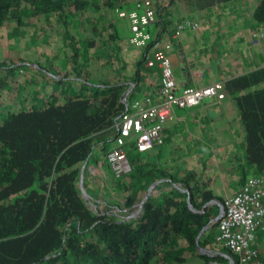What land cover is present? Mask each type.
<instances>
[{
  "label": "trees",
  "instance_id": "obj_1",
  "mask_svg": "<svg viewBox=\"0 0 264 264\" xmlns=\"http://www.w3.org/2000/svg\"><path fill=\"white\" fill-rule=\"evenodd\" d=\"M127 1L0 0V29L38 28L43 42L56 30L66 28L68 32L75 26L80 33L78 48L71 40L72 48L60 49L63 57L55 56L61 66L43 62L34 68L51 76L48 92H43L41 84L35 92L23 94L8 76L0 77V264H189L194 255L201 256L195 238L216 208L194 213L186 192L176 186L189 188L194 209L214 199L209 190L199 188L194 172L186 170L179 177L153 164L160 170L155 173L150 167L155 155H141L129 146L128 157L130 151L135 152L131 172L120 180L111 175L124 190L125 211H131L139 199L143 179L147 186L164 179L166 191L144 204L142 217L124 223L104 213L107 208L100 209L96 200L92 205L96 210L89 207L75 181L79 169L74 166L88 161L95 147L106 152L119 117L138 99L137 94L144 92L145 85L150 91L144 94H155L160 69L156 64L147 66V83L143 75L146 56L156 42L170 34L169 26L175 32L177 23L185 22L183 17H168L169 5L178 11L180 3L199 14L227 6L232 17L237 10L264 23V0H138L131 4L150 2L155 17L147 28L151 39L143 48L129 44L119 30L120 19L114 9H130ZM11 34L18 35L15 30ZM222 86L243 128L240 166H255L252 178L264 185V67L224 81ZM27 100L34 104L26 105ZM216 198L221 202L222 198ZM260 233L264 235V230L256 225L254 237ZM183 248L190 257L184 255ZM258 252L264 264V248L259 247Z\"/></svg>",
  "mask_w": 264,
  "mask_h": 264
},
{
  "label": "crops",
  "instance_id": "obj_2",
  "mask_svg": "<svg viewBox=\"0 0 264 264\" xmlns=\"http://www.w3.org/2000/svg\"><path fill=\"white\" fill-rule=\"evenodd\" d=\"M213 11L218 13H210L209 9L202 10L200 12L203 13L202 15L195 12L196 18L202 24L198 29L194 28L191 32L186 30L178 38L174 37L173 33L165 37L172 42L169 58L173 66L175 80L181 85L205 86L218 81L226 82L264 67V31L262 36L260 33L253 35L252 30L256 28V24L251 22L250 26L245 16L241 15L238 19L241 27L234 32L230 23L235 22V18L230 15L229 10L223 6L222 10L215 9ZM215 33L218 36V41H215ZM213 48L215 49L212 50ZM215 62H219V66ZM147 70H143V75L146 76L145 81L148 83ZM156 74L159 75V73ZM149 91L145 85L144 93ZM227 101L226 98L219 101L211 98L205 99L200 105L190 109H177L175 118L165 125L164 142L148 152L140 153H147L149 156L155 155L156 161L150 165L151 170L156 173L160 171L159 169H164L179 177H182L186 170H190L195 173L196 180L199 181V188L203 191L209 190L213 198L216 196L224 198L234 193L244 181L242 170L233 169L235 167L234 158L238 152L222 160L220 165L216 163V167L212 166L216 160H211L207 154H202L211 146L208 144L211 138L206 133L207 130H210L208 122L219 121L223 117V112L220 110ZM232 119H238L237 123L240 124L239 117L237 118L236 115ZM234 123L235 120L230 122V118L223 123L222 130L226 137L222 142L227 145H239L243 148V138L229 143L228 136L235 130ZM240 127L242 128V126ZM210 150H213V147ZM99 152L95 147L88 161L78 162L74 166L79 169L75 175L79 179L78 188L83 192L82 196L89 207L94 204V200L98 201V204L102 203L105 199L102 196L106 194L104 190L106 183L112 181L108 166L101 160L102 156L99 155ZM153 164L159 169L154 168ZM219 166L223 168L220 169ZM125 180L129 181V178ZM163 183L164 179H158L147 186L143 179L144 188L130 211L134 213L135 219L145 214L144 204L149 199H156L158 192L166 191V186H163ZM111 185L114 186L113 181ZM176 186L182 192H186L188 196L189 188H182L179 183H176ZM108 190L111 193L112 189ZM87 199L93 202H89ZM211 205V202L206 203L198 210L202 212ZM214 232L215 227L210 225L201 229L197 234L195 242L200 254L204 252V248L208 244L211 245L214 242ZM182 244L184 245V242ZM256 245L263 251V233L258 235Z\"/></svg>",
  "mask_w": 264,
  "mask_h": 264
},
{
  "label": "built area",
  "instance_id": "obj_3",
  "mask_svg": "<svg viewBox=\"0 0 264 264\" xmlns=\"http://www.w3.org/2000/svg\"><path fill=\"white\" fill-rule=\"evenodd\" d=\"M114 13L128 26V42L136 48H143L151 39L147 28L154 24V11L150 2L136 4L130 9L116 7ZM174 37L178 38L189 26L197 23L185 20L177 23ZM167 45L156 42L146 56L145 65L156 64L160 69V83L151 96L136 99L130 108L120 116L117 132L113 136L105 153V162L112 177L124 178L131 172V163L127 148L133 146L136 151L146 152L163 142L165 125L175 118L177 109H190L200 105L205 99L223 100L222 82H213L205 86L181 85L175 80L173 66L167 53ZM251 188V189H250ZM264 187L258 178H249L236 195L226 198L224 214L220 222L217 241L239 256L240 264L250 260L261 263L257 252L249 248L253 238L249 230L255 226L254 219L264 220L258 211L263 209ZM264 210V209H263Z\"/></svg>",
  "mask_w": 264,
  "mask_h": 264
},
{
  "label": "rangeland",
  "instance_id": "obj_4",
  "mask_svg": "<svg viewBox=\"0 0 264 264\" xmlns=\"http://www.w3.org/2000/svg\"><path fill=\"white\" fill-rule=\"evenodd\" d=\"M136 1L138 0H128L127 4H131V3L134 4V2ZM151 1L153 2L155 0H151ZM133 4L128 6V8L130 7L133 8L138 3H136L135 5ZM177 6H179L178 11H175L172 5H169L167 7L166 12L168 17H170L171 15H175L179 17L182 16L184 20H190L191 18H194L196 21H199L195 16L196 11L194 9L186 8L180 3H178ZM214 8L217 9L216 7ZM215 9H210L209 10L210 13H218L217 11H213ZM98 13L99 12H96L95 14L96 20L100 18ZM202 14L200 13L199 15ZM241 15H244L245 18L248 19L246 14L244 13L240 14L237 10L233 11V17L235 18V22L230 23V25H232V30L234 32H236L241 27L238 23V19L241 17ZM103 17L105 16H102V18ZM120 22L124 24V27L121 25ZM120 22L118 23V26L121 27L119 28V30L122 34V37H125L124 39H126L129 32L128 26L127 25L125 26V22L123 21ZM12 30L17 31L18 35L12 36L11 34ZM168 30L170 33L173 34L175 33L174 27L172 26H169ZM193 30L194 28L191 26L187 28V31L189 32ZM56 31L58 34L55 31L51 32L49 36L46 37V42H43L41 37L38 36V28H30V27L23 28L20 26H14L12 28L0 29V67H4L6 70V71L1 70L0 76L4 77V79L6 76H8L7 79L10 78L11 80H13L14 83L18 84L20 92L23 94L28 95V93L35 92L41 84H44L43 92L46 93L49 90H51L52 87V79L50 78L51 76L48 73H44L42 70H38V71L34 70V68L38 67L43 62L44 63L48 62L49 64H52V66L57 68V66H61L62 61L61 60L56 61L55 56L59 55L60 57H63V54L60 49L65 47L67 49L72 48L71 40L74 42V46L76 48L80 46V42L78 41L80 33L75 26L71 27L70 31L68 32L66 28L63 29L62 31L61 30H56ZM217 37L218 36L215 33L214 34L215 41H218ZM120 43L123 44V42ZM168 46L170 49L172 48V44H169ZM74 52L76 51L74 50ZM72 54L73 52L70 51L68 55L71 56ZM14 61L20 62L18 69L9 71L10 70L9 64L10 62H14ZM215 64L219 66V62H215ZM64 65L66 67L67 64L64 63ZM64 65H62V67ZM146 68L147 67L145 66L143 70H145ZM5 72H7V74H5ZM25 79H29L30 81H27ZM43 81H47V82L43 83ZM13 86H15V84H13ZM3 89H6V87H4ZM13 91H14V95H13L14 97L16 94V90L13 89ZM143 93L144 92L140 91V93L137 94L138 98L144 97L145 94ZM41 94L42 92L38 93L36 96L39 97ZM32 99L34 101H38L34 98ZM3 102L7 104V101H3ZM30 104H34V102L27 100L26 105H30ZM13 109L14 108L11 107V110ZM220 111L223 112V117L219 121L208 122L209 123L208 127L210 128V130H207L206 133L211 138V141H208V144L211 146H209V149L203 151L202 154H207L208 155L207 157L209 159L216 160V162L214 161L212 163V166L216 167V163H219L220 165L222 160L227 159L228 157L232 156L234 153L238 152L236 154V156H238V161L235 160V167L233 169H237V170L241 169L242 175L244 176V180L246 178L255 177V175L253 174L254 170L256 169L255 166L253 165L252 166L243 165L242 167L240 166L244 156L241 157V155H239V152L243 151V148H241L239 145L237 146L235 144L227 145L225 142H222V140L226 137L225 133L222 130V125L228 118H230V122L231 120H235L234 123L235 130L234 132L229 133L228 136L229 143L243 138V128H241L240 127L241 125L237 123L238 119H232L234 115H236L237 118L239 116L231 100L225 102L223 108ZM203 112L206 113L205 111ZM116 124H118V121ZM211 147H213V150H210ZM97 149L100 150L101 149L100 146H98ZM105 153L106 152L104 153L99 152V155L102 156L101 160H103L104 162H105ZM134 153H135L134 151L129 152L130 162L134 156ZM219 167L220 169L223 168L222 166ZM75 181L79 186V179L77 177ZM111 184L112 181L111 183L107 181L106 187L104 188L106 194L102 196L105 199H103L99 208L100 209L107 208V212L104 213H107L116 222L126 223V220L128 219V215L125 213L126 206L124 205V201H125L124 190L121 189L116 183H114V186H112ZM109 188L110 190L112 189L111 193H109L108 190ZM158 196H159V192L157 197ZM90 208L93 209L94 211L96 210V206H91ZM193 212L196 213V210H193ZM258 213L264 215V210L261 208V210L258 211ZM219 228H220V223H219ZM177 242L179 245H181L183 241L181 242L180 240H177ZM217 246H219L220 248H218ZM217 246L214 242L211 243V245L208 244L206 248H204L205 250L201 256L194 255L192 259H189L190 264L206 263V261H208L209 259L216 260L219 264H230L228 259L229 254L225 252L224 249L223 251L221 250V247L223 248L222 245H217ZM186 250H187L186 248H183L184 255L186 257H190V253L185 252ZM258 264H262V263H258Z\"/></svg>",
  "mask_w": 264,
  "mask_h": 264
},
{
  "label": "clouds",
  "instance_id": "obj_5",
  "mask_svg": "<svg viewBox=\"0 0 264 264\" xmlns=\"http://www.w3.org/2000/svg\"><path fill=\"white\" fill-rule=\"evenodd\" d=\"M227 6H225V8H226ZM253 9H254V7L253 6H250V11L251 12H253ZM247 17H248V19H247V21H249L250 23V26H251V22H253V23H255L256 24V28H254L252 31H253V35H255V34H258V33H260V35L262 36V32L264 31V23H259V22H256L255 20H253L252 18H251V16H248V15H246ZM192 22H195V23H197V26H195V27H193V28H196V29H198L199 27H201L202 25H200L201 23L199 22V21H196L195 19H190ZM128 35H129V32H128ZM173 36H174V34H173ZM128 37V36H127ZM159 42H162L164 45H169V44H172V42H171V40H169V39H164V40H162V41H159ZM154 46V45H153ZM153 48V47H152ZM152 48H151V50H152ZM150 50V51H151ZM169 50H170V48H169V46H168V48H167V53H168V55H169ZM150 53V52H149ZM19 64H20V62H10V70L9 71H12V70H16V69H18V66H19ZM144 66H146L145 65V62H144ZM147 67V66H146ZM1 70H3V71H6L5 70V68L4 67H0V71ZM252 73V72H251ZM5 74H7V72H5ZM247 75V74H246ZM1 77V76H0ZM225 99V98H224ZM163 138H164V134H163ZM163 142H164V139H163ZM162 142V143H163ZM161 143V144H162ZM141 153V152H140ZM143 153V152H142ZM130 160V159H129ZM131 163V162H130ZM132 167V166H131ZM248 179L249 178H246L242 183H241V185H240V187L234 192V193H232L231 195H229V196H227V197H224V198H222L221 199V202H219L218 200H217V198H214V199H211V200H209V201H207V202H205V204L206 203H212V205L211 206H213V207H215L216 208V212H215V214H214V216L212 217V218H210L209 219V222L204 226V227H208L210 224H215V232H214V235H215V237H214V242L217 244V245H222V244H220L218 241H217V236H218V234H219V231H220V228H219V223L221 222V219H222V217H223V214H224V202H225V200H226V198H228V197H230V196H233V195H236L237 194V192L247 183V181H248ZM244 183V184H243ZM263 185V184H262ZM263 187H264V185H263ZM188 193V196H189V200H190V191H188L187 192ZM186 198H187V196H186ZM190 203H191V201H190ZM218 203L220 204V206L222 207L221 208V213H220V215L218 216V211H219V206H218ZM204 204V205H205ZM262 204L264 205V197L262 198ZM192 205V204H191ZM203 205V206H204ZM202 206V207H203ZM210 206V207H211ZM193 207V206H192ZM201 207V208H202ZM200 208V209H201ZM199 209V210H200ZM264 209V208H263ZM196 210V213H203L204 212V210L202 211V212H200L197 208L195 209ZM193 211V210H192ZM125 213L128 215V219L126 220V221H128V220H130V219H132V218H134V217H131V215H133L134 213H131L130 211L129 212H126L125 211ZM135 216V215H134ZM218 216V219H216V217ZM263 217H264V215H262ZM257 218H261V215L260 216H257L255 219H254V221H253V224H254V226H256V225H259L263 230H264V220H259V221H257ZM203 227V228H204ZM202 228V229H203ZM250 231H251V233H252V235L254 234V230H253V227H251L250 229H249ZM251 242H250V244H249V248L251 249V250H255L256 252H257V255L259 256V252H258V246L256 245V241H257V237H254V235H253V238L250 240ZM223 246V245H222ZM221 249H222V251H223V249H224V251L225 252H227V250H229V249H227V248H225L224 246H223V248L221 247ZM230 251V250H229ZM228 253V252H227ZM230 253H231V255H232V257H230V255L228 256V259H229V262H230V264H240V260H239V256L236 254V253H233V252H231L230 251ZM202 255V254H201ZM207 263H201V264H219L216 260H213V259H209L208 261H206ZM188 263L190 264V262H189V260H188ZM243 264H254V262L252 261V260H250V261H248V262H246V263H243Z\"/></svg>",
  "mask_w": 264,
  "mask_h": 264
},
{
  "label": "water",
  "instance_id": "obj_6",
  "mask_svg": "<svg viewBox=\"0 0 264 264\" xmlns=\"http://www.w3.org/2000/svg\"><path fill=\"white\" fill-rule=\"evenodd\" d=\"M187 192H188V191H187ZM186 200H187V204H188V206L191 208V210H195V209L192 207L191 203H190L189 196H187ZM218 206H219V211H218V216H219L220 213H221V208H222V207L220 206L219 203H218ZM218 216L216 217V219H218ZM131 217H134V214L131 215Z\"/></svg>",
  "mask_w": 264,
  "mask_h": 264
},
{
  "label": "flooded vegetation",
  "instance_id": "obj_7",
  "mask_svg": "<svg viewBox=\"0 0 264 264\" xmlns=\"http://www.w3.org/2000/svg\"><path fill=\"white\" fill-rule=\"evenodd\" d=\"M120 118V117H119ZM118 121H119V119H118ZM116 126H117V124H116Z\"/></svg>",
  "mask_w": 264,
  "mask_h": 264
}]
</instances>
